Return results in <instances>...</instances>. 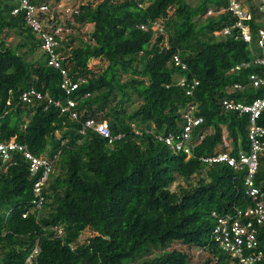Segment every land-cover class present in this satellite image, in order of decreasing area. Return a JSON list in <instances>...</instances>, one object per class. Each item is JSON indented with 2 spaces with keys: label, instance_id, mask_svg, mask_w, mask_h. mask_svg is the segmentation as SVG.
Listing matches in <instances>:
<instances>
[{
  "label": "trees",
  "instance_id": "1",
  "mask_svg": "<svg viewBox=\"0 0 264 264\" xmlns=\"http://www.w3.org/2000/svg\"><path fill=\"white\" fill-rule=\"evenodd\" d=\"M244 2L251 11L250 43L235 27L224 36L214 34L235 20L228 0L81 2L79 12L64 20L72 31L61 40V66L78 82L66 93L60 70L47 64L24 13H11L14 0H0V137H15L37 156L57 155L39 209L31 205L39 174H30L20 153L0 158V264H27L36 247L32 264H190L189 253L169 249L175 241L205 246L202 264H239L209 237L212 210L225 213L250 203L243 174L198 157L224 150L223 136L232 154L249 149V114L221 105L223 98L250 103L264 94V85L254 87L249 79L262 72L254 59L262 56L255 37L264 16L252 0ZM209 8L224 10L207 14ZM155 20L162 31L152 27ZM85 23L92 24L86 40L76 32ZM9 31L19 37L15 45L3 35ZM39 49L37 57L26 58ZM175 53L185 68L174 64ZM97 60L104 67L95 69ZM180 76L187 85L198 80L191 94L176 84ZM32 88L52 101H23L21 93ZM132 95L140 102L128 109ZM67 99L77 100L78 119L54 104ZM190 104L203 118L192 137L204 136L186 158L153 133L178 131ZM87 117L107 120L111 133L121 137L108 143L92 129L82 133ZM256 123L264 126V107ZM256 179L264 187V156ZM84 231L90 235L79 242Z\"/></svg>",
  "mask_w": 264,
  "mask_h": 264
},
{
  "label": "built area",
  "instance_id": "2",
  "mask_svg": "<svg viewBox=\"0 0 264 264\" xmlns=\"http://www.w3.org/2000/svg\"><path fill=\"white\" fill-rule=\"evenodd\" d=\"M15 6L11 13H24L26 24L33 30L36 37L40 39L41 49L47 55V64L60 70L62 75L61 86L66 93L71 92L77 87L78 82H74L67 77L66 70L62 68L61 61L64 58L60 48L61 40L64 36L72 31L70 26L65 25V22L60 19V16H70L79 12L78 6H70L61 3L59 0H46L39 3H33L30 0H14ZM142 6L141 3H138ZM258 11L264 16V0H257L256 4ZM224 8L213 9L209 8L207 14H218ZM227 11L235 17L232 25L225 26L215 30L216 35H226L231 32L233 27L239 29V36L246 42L250 43L252 34L250 26L246 23L251 18V11L244 0H228ZM152 27L162 31L163 26L158 20L152 21ZM145 28L144 25L140 26ZM256 44L260 49L262 56L254 59V62L262 66L261 75L251 74L249 79L251 85L258 87L264 85V27L260 26L256 29ZM175 65L185 68L186 64L175 53L172 56ZM246 65V64H245ZM240 65L235 68H239ZM82 81V79H80ZM176 84L186 86V93L191 94L194 87L198 85V80L193 78L191 83L187 85L184 76L176 79ZM233 89L242 88L241 84H234ZM88 93L85 95L87 96ZM20 98L25 102H30L33 98H47L48 102L52 99L48 94H42L35 89L23 91ZM9 101H7V104ZM55 105L61 107V111H68L72 118H79V111L75 109L77 100L67 99L65 105L59 101L54 102ZM221 105L224 110H235L239 113L249 114L248 126V151L240 150L236 155L231 153V146L225 136L222 137V145L224 150H215L212 154L201 155L198 158L207 164L223 162L234 170L243 174V189L246 198L250 203L233 208L225 213H219L216 210L211 211L215 223L210 236L212 240L222 251H224L230 260L236 259L239 264H264V238L261 231H264V187L257 182L256 175L260 166V160L264 156V126L256 123L260 115V111L264 107V94L262 97H257L250 103L237 101L233 98H223ZM202 116L195 114V105L190 104L182 114V121L179 122V130L175 132H154V138L167 145L174 152H181L186 155V158L194 156V148L197 142L203 138L204 132L200 133L197 139H193L194 128L202 122ZM132 127L136 133H139L138 127L132 123ZM87 129L96 131L100 136L107 139L111 143L114 139L121 137V133L113 135L110 131L108 121L105 119L97 120L93 117H87L82 122L81 132L84 133ZM153 132V131H152ZM20 153L28 162V168L32 176L38 175L33 184V197L31 205L34 209L42 207L44 202L43 186L47 183L52 171L54 157L44 155H35L27 147L25 143L17 141L15 137L2 139L0 137V158L3 161L8 160L12 153ZM263 183V181H261ZM28 212L22 214L24 217ZM57 234L63 233L62 227H55ZM82 234L79 242H82ZM72 248L75 244H71ZM205 246L199 247L203 250ZM39 252L36 247L33 252L27 257V264H32L33 257Z\"/></svg>",
  "mask_w": 264,
  "mask_h": 264
},
{
  "label": "rangeland",
  "instance_id": "3",
  "mask_svg": "<svg viewBox=\"0 0 264 264\" xmlns=\"http://www.w3.org/2000/svg\"><path fill=\"white\" fill-rule=\"evenodd\" d=\"M61 3H64L66 5H70V6H78V4H80L81 2H84L86 0H59ZM253 3L257 4V0H252ZM67 17L69 16H60V19L61 20H65ZM92 28V24L91 23H85L81 29H77L76 32L77 34H79L83 39H88V35H89V31L91 30ZM3 35L6 37V41L8 44L10 45H15L18 40H19V37L13 32V31H9L8 33L6 32H3ZM25 50V47L23 48H20V52L24 51ZM41 51V49H39L38 51H36L34 54H30V55H26V58L27 59H30L32 57H37L39 52ZM105 61H101V60H97L96 62V66L95 69H98V68H102L104 67L105 65ZM127 76V74H123L122 75V78H125ZM140 102V99L137 98L136 95H132V100L128 103H126V106L128 109H132L133 107H137L138 104ZM90 235L89 231H84L82 232V238H86ZM210 239V237H209ZM172 248H176V249H179V250H182L184 252H187L189 253L190 255V264H202V259L205 257L206 255V251L204 250H200L198 247L196 246H187L181 242H178V241H175L173 243H171L169 249H172Z\"/></svg>",
  "mask_w": 264,
  "mask_h": 264
}]
</instances>
